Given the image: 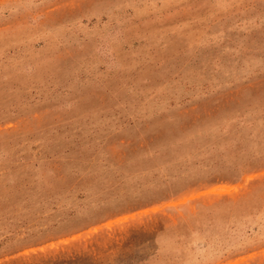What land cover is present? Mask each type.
Here are the masks:
<instances>
[{
  "label": "rangeland",
  "instance_id": "1",
  "mask_svg": "<svg viewBox=\"0 0 264 264\" xmlns=\"http://www.w3.org/2000/svg\"><path fill=\"white\" fill-rule=\"evenodd\" d=\"M0 264H264V0H0Z\"/></svg>",
  "mask_w": 264,
  "mask_h": 264
}]
</instances>
